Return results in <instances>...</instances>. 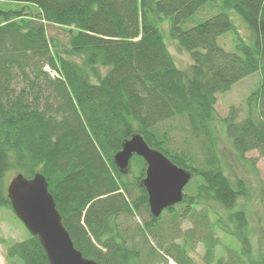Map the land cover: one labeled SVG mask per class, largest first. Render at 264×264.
<instances>
[{"label": "trees", "instance_id": "16d2710c", "mask_svg": "<svg viewBox=\"0 0 264 264\" xmlns=\"http://www.w3.org/2000/svg\"><path fill=\"white\" fill-rule=\"evenodd\" d=\"M205 10L212 14L193 22ZM164 23L190 54L188 69L171 54ZM49 25L67 42L49 35ZM228 32L233 50L219 43ZM253 73L259 83L245 110L231 105L219 116L217 95ZM172 120L186 126L183 146ZM216 122L240 159L252 150L264 155V0H0V207L13 210L9 173H42L83 256L98 264H197L189 249L200 238L207 264H264L262 236L255 253L239 203L249 192L225 171ZM135 134L193 173L183 200L158 217L143 185L146 161L134 155L126 171L115 162ZM259 194L264 207L263 186ZM187 218L197 231L182 232ZM219 231L239 245H226L228 260L215 256ZM6 258L50 264L31 233L8 244Z\"/></svg>", "mask_w": 264, "mask_h": 264}, {"label": "rangeland", "instance_id": "374dc122", "mask_svg": "<svg viewBox=\"0 0 264 264\" xmlns=\"http://www.w3.org/2000/svg\"><path fill=\"white\" fill-rule=\"evenodd\" d=\"M209 10L199 11L193 19V22H197L200 19H204L203 16H207L210 12ZM209 14V15H210ZM235 23L238 26L239 33L244 37H247L249 30L246 28L244 22L235 13L231 12ZM208 17V16H207ZM188 25V24H187ZM168 24L164 23L162 28L164 30V38L169 47L171 54L176 60L178 66L183 69H188L192 64V58L188 52L183 50L177 43V41L170 35L168 29ZM48 33L60 39L63 43L67 42L66 32L59 26L49 25ZM234 33L228 32L219 37V43L224 45L228 50L234 49ZM260 75L258 73H253L241 81L235 83L233 87L223 93L217 95L218 101L215 107L219 113V116L224 117L229 114L231 105H236L238 111L245 110V100L248 94L257 87L259 83ZM244 112H241L243 115ZM172 127V135L177 140L178 144L184 145L185 137L187 132L184 131V124L178 120H172L168 122V126ZM217 125V127H216ZM216 132L218 139V149L221 153L223 160V165L225 171L229 175L232 181L242 179L245 182V186L249 192V198H240L239 203H245L249 212L250 227L253 229L251 234V240L254 247V252H258L262 248L261 243H259V237L262 236V244L264 243V224L260 222V218L264 216V207L262 202L259 200V188L264 187V155H261L257 150H252L246 153L244 159H240L238 152L233 146V143L226 131H224L223 126L220 122H216ZM16 173H9L7 175V181L15 176ZM8 182V183H9ZM211 218L213 215H210ZM168 218V217H167ZM134 223L142 224L143 219L139 216L135 217ZM182 232H193L197 231L195 229V224L191 218L184 219L181 222ZM220 243L216 248L215 256L216 258L221 257L224 260H228V253L226 245L233 246L237 249L238 243L230 237L223 235L220 231L216 233ZM30 236L29 230L23 224V222L18 218L16 213L12 209L0 207V237L7 239L6 244L0 245V264H8L6 258V249L8 244L14 241H20L28 238ZM152 244L157 245L154 240H151ZM176 241L182 242V237L176 239ZM194 250H190V253L194 256L197 264H207L204 260L205 246L203 241L199 238L196 243H193ZM261 245V246H260ZM174 260L169 258L168 263L159 264H174ZM158 264V263H157ZM212 264H216L213 261Z\"/></svg>", "mask_w": 264, "mask_h": 264}, {"label": "water", "instance_id": "95a60500", "mask_svg": "<svg viewBox=\"0 0 264 264\" xmlns=\"http://www.w3.org/2000/svg\"><path fill=\"white\" fill-rule=\"evenodd\" d=\"M134 155L141 156L147 163L143 185L154 217L183 200L184 188L193 175L191 171L151 147L140 134L123 143L115 155V162L126 171ZM7 192L14 212L30 233L38 236L50 264H98L75 247L42 173L31 178L17 173L8 183Z\"/></svg>", "mask_w": 264, "mask_h": 264}]
</instances>
